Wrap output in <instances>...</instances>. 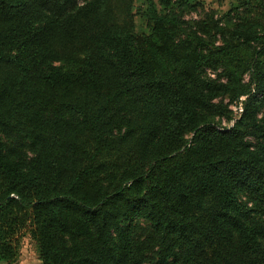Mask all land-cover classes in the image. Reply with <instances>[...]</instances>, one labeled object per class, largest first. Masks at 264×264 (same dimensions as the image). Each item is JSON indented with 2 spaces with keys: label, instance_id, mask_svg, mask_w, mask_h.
Here are the masks:
<instances>
[{
  "label": "trees",
  "instance_id": "1",
  "mask_svg": "<svg viewBox=\"0 0 264 264\" xmlns=\"http://www.w3.org/2000/svg\"><path fill=\"white\" fill-rule=\"evenodd\" d=\"M191 1L0 0V261L264 264V0Z\"/></svg>",
  "mask_w": 264,
  "mask_h": 264
},
{
  "label": "rangeland",
  "instance_id": "2",
  "mask_svg": "<svg viewBox=\"0 0 264 264\" xmlns=\"http://www.w3.org/2000/svg\"><path fill=\"white\" fill-rule=\"evenodd\" d=\"M146 1L147 0H135V10L137 12L136 21L139 29L142 30L145 29V22L139 12L144 8ZM234 1L235 0H192L191 3L198 7V10L186 13L185 19L199 20L205 13H214L217 19L229 11ZM154 2L158 3L159 0H154ZM227 125L230 127V124ZM0 264L7 263L0 261ZM13 264H41L36 247L28 234L22 237L18 259Z\"/></svg>",
  "mask_w": 264,
  "mask_h": 264
},
{
  "label": "built area",
  "instance_id": "3",
  "mask_svg": "<svg viewBox=\"0 0 264 264\" xmlns=\"http://www.w3.org/2000/svg\"><path fill=\"white\" fill-rule=\"evenodd\" d=\"M244 100H245V97H242L240 99V101L232 103L230 105V109L234 112V115H235L236 119L239 118L242 115L243 111H244V105H243V101ZM235 121L236 120H233L230 123V127L234 124Z\"/></svg>",
  "mask_w": 264,
  "mask_h": 264
}]
</instances>
